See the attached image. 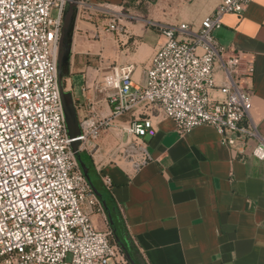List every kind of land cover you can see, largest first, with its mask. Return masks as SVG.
<instances>
[{
	"label": "built area",
	"instance_id": "1",
	"mask_svg": "<svg viewBox=\"0 0 264 264\" xmlns=\"http://www.w3.org/2000/svg\"><path fill=\"white\" fill-rule=\"evenodd\" d=\"M251 2L220 0L197 29L147 22L165 41L141 86H134L133 64L105 67L100 59L82 92L91 94V109L103 100L112 114L79 121V154L92 156L101 132L142 105L144 117L122 127L128 139L110 152V163L128 162L136 173L148 162L152 110L173 121L178 134L209 126L222 146L240 154L236 146L244 150L251 142V156L264 162V133L251 116L254 96L242 84L252 78L254 61L213 36L225 15L241 14ZM66 6L67 0H0V264H129L112 232L93 227L90 216L103 214V206L71 149L57 75ZM90 8L107 16L106 31L125 40L122 22L139 20L122 4L77 3L78 14ZM218 69L227 78L223 86L216 83ZM96 171L110 190V179Z\"/></svg>",
	"mask_w": 264,
	"mask_h": 264
},
{
	"label": "crops",
	"instance_id": "2",
	"mask_svg": "<svg viewBox=\"0 0 264 264\" xmlns=\"http://www.w3.org/2000/svg\"><path fill=\"white\" fill-rule=\"evenodd\" d=\"M82 1L107 7L125 2ZM219 2L146 1L144 8L131 12L138 21L122 22L127 40L106 31L109 21L98 10L76 12L64 89L72 93L78 122L90 113L112 114L103 100L91 109V94L82 92L100 59L105 67L133 64L134 86H141L151 57L165 41L147 22L185 23L197 29ZM213 36L228 52L241 51L246 59H253V76L242 79V84L254 96L251 116L264 133V0H252L241 14L225 15ZM216 83H227L219 69ZM212 96L222 98L217 91ZM142 112V105L125 112L101 132L92 156L86 151L80 154L110 179L111 197L126 236L144 264H264V162L251 156L252 143L244 150L237 145L240 154L222 146L209 126L178 134L173 121L152 110L155 135L147 140L149 159L132 173L130 163H110L108 156L128 139L122 127L144 117ZM90 220L97 231L110 230L104 213H94Z\"/></svg>",
	"mask_w": 264,
	"mask_h": 264
},
{
	"label": "water",
	"instance_id": "3",
	"mask_svg": "<svg viewBox=\"0 0 264 264\" xmlns=\"http://www.w3.org/2000/svg\"><path fill=\"white\" fill-rule=\"evenodd\" d=\"M79 0H67V6L64 11L62 27L59 37V52H58V59H57V75H58V86L60 92V98L64 113V118L68 130V136L71 142V149L75 154L82 173L86 180L88 181L92 192L97 198H100L97 190L92 186L90 182V178L88 175V168L82 162L80 158V154L78 151L80 141L78 138L80 137V126L78 122L77 112L75 108V103L73 101L72 93L66 91L64 89V80L69 76V63L71 57V44H72V33L74 28V21L77 12V3ZM103 208H105V203L102 202ZM111 225V221H110ZM117 244L120 246L121 250L123 251L127 261L129 264H135L131 259L129 253L127 252L126 248L120 243L118 238H115Z\"/></svg>",
	"mask_w": 264,
	"mask_h": 264
},
{
	"label": "trees",
	"instance_id": "4",
	"mask_svg": "<svg viewBox=\"0 0 264 264\" xmlns=\"http://www.w3.org/2000/svg\"><path fill=\"white\" fill-rule=\"evenodd\" d=\"M135 1L136 0H131L129 4H135L133 3ZM80 158L85 164V166L88 168V175L92 186L97 190L98 194L100 195V198H98V200L101 204L102 202L105 203L106 207L103 208V213L105 214L108 222L111 221V225L109 226L110 231L113 232L114 237L118 238L120 243L126 248L127 252L129 253L131 259L135 264H144V262L140 258V255L132 246L131 242L126 236L124 227L120 220V215L111 197L110 190L102 183L101 179L98 177L91 160L89 158L82 157L81 154Z\"/></svg>",
	"mask_w": 264,
	"mask_h": 264
},
{
	"label": "rangeland",
	"instance_id": "5",
	"mask_svg": "<svg viewBox=\"0 0 264 264\" xmlns=\"http://www.w3.org/2000/svg\"><path fill=\"white\" fill-rule=\"evenodd\" d=\"M131 0H125V2L121 3L123 5V8L125 9V12L124 13H130V12H133L134 9L136 8H144V3L147 1H152V0H137V4H129ZM128 11V12H127ZM52 17H55L56 16V11L53 10L52 13H51ZM66 86V85H65ZM82 157H84V155H82Z\"/></svg>",
	"mask_w": 264,
	"mask_h": 264
}]
</instances>
